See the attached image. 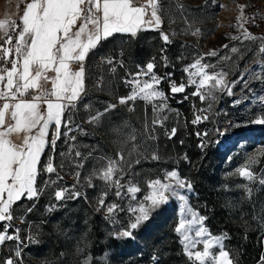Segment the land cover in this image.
Wrapping results in <instances>:
<instances>
[{"label":"rangeland","instance_id":"1","mask_svg":"<svg viewBox=\"0 0 264 264\" xmlns=\"http://www.w3.org/2000/svg\"><path fill=\"white\" fill-rule=\"evenodd\" d=\"M158 2V14L163 21L160 30L140 31L135 37L113 35L91 50L89 56L93 59L117 58L120 54L123 60L114 62L115 71L109 68L113 61L104 60L100 68L91 65L82 99L65 112L70 123L67 127L62 124L55 150L49 143L41 155V169L51 157L56 173L41 170L36 180L37 189H42L38 198L21 199L13 206L9 234L18 228L19 240L6 242L8 255H14L19 247L18 264H189L174 230L179 212V201L175 199L152 212L149 219L132 231L131 238L115 236L134 222L135 214L130 209L136 208L137 201L148 194L147 182L163 180L165 173L173 170L181 179L190 181L182 169L187 154L195 150V146L188 144L189 127L194 129L200 161L213 177L208 187L222 203L229 224H216L207 217V209L194 188L187 193V204L207 218L204 225L213 236L226 237L224 250L233 264H260L264 256V184L260 182L264 180V125L253 121L264 118V101L260 99L264 98V54L259 52L264 45V0ZM239 5H246L243 16L247 22L243 18L237 21L241 15ZM245 28L261 39L243 40ZM160 31L169 34L171 43L162 40ZM234 36L240 39H232ZM232 48L237 52L233 53ZM213 50L217 56L206 55ZM201 57V63L212 65L208 69L210 74L225 73L231 95L227 90L216 91L214 99L201 101L192 95L194 87H186L183 93H171V81L177 85L186 83L188 73L184 69ZM148 62L155 64L158 77H164L158 88L167 99L154 103H165L167 107L156 115L152 104L140 99L134 104L131 101L128 105L118 104L119 97L130 91L123 81L129 73L136 72V65ZM108 104H117V108L105 113ZM130 106L133 111H129ZM97 113L102 115L91 122ZM196 115L207 119L193 124ZM154 119L161 123L153 126ZM173 128L183 136L172 139ZM217 129L226 135L219 136ZM54 131L55 126L51 125L49 142ZM12 139L18 142L14 136ZM171 139L173 150L167 149ZM202 140L206 145L203 148L199 146ZM77 152L79 156L75 155ZM153 154L158 159H153ZM109 160H115L120 169L113 180L118 178L122 185L131 183L141 189L135 193L136 199H132L126 187L121 189L122 196L117 197L114 184L99 178ZM250 161L254 163L246 168ZM238 170L250 171L255 178L249 180L239 175ZM58 176L62 179H57ZM64 188L69 192L64 199L56 200L55 191ZM72 192H79L80 196L68 198ZM104 193H107L105 205H119L108 219L106 206L98 203ZM3 227L4 223H0V229ZM237 239L253 244L251 252L245 254L246 261L236 247ZM125 240L129 241L124 244ZM51 248L55 252L50 253ZM218 251L213 249L214 254ZM113 254L117 256L114 260Z\"/></svg>","mask_w":264,"mask_h":264},{"label":"snow or ice","instance_id":"2","mask_svg":"<svg viewBox=\"0 0 264 264\" xmlns=\"http://www.w3.org/2000/svg\"><path fill=\"white\" fill-rule=\"evenodd\" d=\"M245 7L239 5L241 15L237 21L243 18L247 22L243 16ZM159 10L158 0H29L19 23L15 20H0V223H4V229L0 231V245L5 241L19 240L18 228L13 234H8L11 227L9 222L13 219V206L21 199L38 198L42 189H37L36 180L41 170L48 174L57 171L51 157L41 169V155L49 143L55 150L62 124L67 127L70 123L65 119V112L75 106L84 92V61L89 52L114 34L135 37L140 31L160 30L163 21L158 14ZM239 26L244 27L243 24ZM160 36L166 44L171 43L169 34L160 31ZM242 37L243 40L261 39L246 28ZM232 39L240 37L234 36ZM223 47L227 49L228 45ZM231 51L235 53L237 49L232 48ZM259 52L264 54V45H261ZM206 55L217 56V52L213 50ZM202 59H197L184 69L188 73L186 83L182 81L177 85L171 81L170 91L173 95L185 92L186 87H194L192 95L198 96L201 101L214 99L216 91L227 90L229 95L232 94L231 87L225 83V73L210 74L208 69L212 65L201 63ZM74 64L79 65L77 70H73ZM154 68L153 62L144 66L136 65V72L129 73L123 81L125 86H130V91L128 95L119 97V105H128L130 101L134 104L140 99L152 104L154 115L167 107L165 103H154L156 100L167 99L158 88L164 77H158ZM170 76L168 74L169 79ZM49 83L50 89L46 87ZM33 92L35 95L27 99ZM260 99L264 101V98ZM116 108L117 104H108L104 112ZM133 110L130 106L129 111ZM101 115L97 113L92 116L91 122L97 121ZM202 119H207V116L196 115L192 123H199ZM152 123L155 126L161 121L154 119ZM253 123L264 125V118H257ZM51 125L55 126V131L49 142L47 137ZM216 131L219 136L226 135L220 129ZM175 134L176 129L173 128L171 135ZM197 135L206 137L208 133ZM13 136L18 142L13 141ZM199 146H206L203 140ZM75 155L79 156L80 153ZM152 158L158 159L154 154ZM253 163L250 161L246 168ZM118 171L117 162L109 160L107 167L100 171L99 178L110 185L114 184L117 197L122 196L121 189L126 187L127 193L136 199L135 193L141 189L131 183L122 185L118 178L113 180ZM238 174L249 180L255 178L250 171L238 170ZM76 175L79 177L80 173ZM57 179L62 177L58 176ZM260 182L264 184V180ZM50 183L55 184L56 181ZM147 188L148 194L137 201L136 208L130 209L135 214L134 222L126 230L116 233L117 239L131 238L132 231L149 219L152 212L175 199L179 201V212L174 230L180 238L189 264H233L229 253L224 250L223 240L226 237L213 236L204 225L207 218L193 211L187 204V193L192 190L190 181L181 179L179 173L173 170L165 173L163 180L157 178L147 182ZM68 192V188L56 190L55 199H64ZM79 196V192H72L68 198ZM106 196L107 193L102 194L98 203L101 207L106 206L108 219L118 210L119 205H105ZM199 246H202V250ZM213 249H219L218 253L214 254ZM20 256L21 251L17 247L14 255L0 260V264H18ZM260 264H264V256Z\"/></svg>","mask_w":264,"mask_h":264},{"label":"trees","instance_id":"3","mask_svg":"<svg viewBox=\"0 0 264 264\" xmlns=\"http://www.w3.org/2000/svg\"><path fill=\"white\" fill-rule=\"evenodd\" d=\"M197 99V97H196ZM197 102V101H196ZM190 130L188 131L187 137H188V144L190 147L195 146V150L193 152H189L186 156V166L182 169L186 170V174L190 182L192 183V188L197 192L198 198L200 203H203V207L207 209V217L214 221V223H225L229 224L228 219L225 217V213L223 210V205L220 203V201L217 200L215 192H213V189H210L208 186L212 183L213 177L209 173H207V170L205 168V164L200 161L199 158V151L196 149V143L194 141L195 139V133L194 129L189 127ZM177 136H183L180 135V132H177L176 135L172 137V139L176 140L175 138ZM168 141V144L170 145L169 148H172V142L173 140ZM185 141V140H184ZM166 154V153H165ZM91 216V215H90ZM129 240H125L124 244L127 243ZM252 243H243L240 239H237L236 247L239 248L243 254L244 261H246L245 254L248 252H251ZM55 248H51L49 250L50 253L55 252ZM250 255V254H249ZM248 256V255H247ZM117 256L115 254L112 255V260L116 258Z\"/></svg>","mask_w":264,"mask_h":264},{"label":"crops","instance_id":"4","mask_svg":"<svg viewBox=\"0 0 264 264\" xmlns=\"http://www.w3.org/2000/svg\"><path fill=\"white\" fill-rule=\"evenodd\" d=\"M27 2H29V0H0V20H5V19L15 20L17 23H19V18H20V16H22ZM114 35H116V36H118V35L130 36L129 34H114ZM111 37H109L108 39H110ZM13 38L15 40V37H13ZM0 43H2V41H0ZM90 52H89V54H90ZM89 54L87 55V57L84 61V69H85L84 91H85V87H86L85 84H86L89 69L91 68V65L94 66V64H96V62H97V58H95V59L90 58ZM0 63H2V62H0ZM105 65L109 66L108 63H106ZM7 66L10 67V65H7ZM78 67H79V65L74 64L73 70L78 69ZM106 69L107 68H105V70ZM49 75H51V73H49ZM114 79H111V80H114ZM46 87H48L50 89V87H51L50 83ZM82 97H83V93L81 94L80 99H82ZM3 229H4V227L1 228L0 231H3ZM8 234H9V230H8ZM7 256H9V255H8V251H7V242L5 241L3 245H0V260H3Z\"/></svg>","mask_w":264,"mask_h":264},{"label":"built area","instance_id":"5","mask_svg":"<svg viewBox=\"0 0 264 264\" xmlns=\"http://www.w3.org/2000/svg\"><path fill=\"white\" fill-rule=\"evenodd\" d=\"M119 59H122V57L120 56V54H118V57L117 58H104L102 59V57H98L97 58V62H96V68H100L101 64L104 62V60H109V61H113L114 62H117ZM123 60V59H122ZM110 70L112 71H115V69L117 68V65L114 63V65H111L109 66ZM32 95H35V93H30L26 98L27 99H31L32 98Z\"/></svg>","mask_w":264,"mask_h":264}]
</instances>
